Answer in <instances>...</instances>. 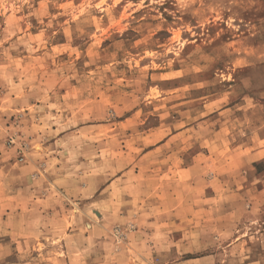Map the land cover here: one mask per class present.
I'll use <instances>...</instances> for the list:
<instances>
[{
  "label": "rangeland",
  "instance_id": "rangeland-1",
  "mask_svg": "<svg viewBox=\"0 0 264 264\" xmlns=\"http://www.w3.org/2000/svg\"><path fill=\"white\" fill-rule=\"evenodd\" d=\"M0 264H264V0H0Z\"/></svg>",
  "mask_w": 264,
  "mask_h": 264
}]
</instances>
